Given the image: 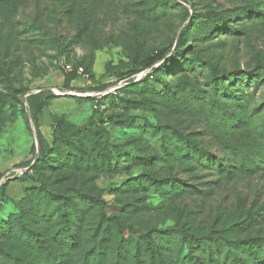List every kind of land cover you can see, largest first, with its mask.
Here are the masks:
<instances>
[{
  "label": "rangeland",
  "instance_id": "rangeland-1",
  "mask_svg": "<svg viewBox=\"0 0 264 264\" xmlns=\"http://www.w3.org/2000/svg\"><path fill=\"white\" fill-rule=\"evenodd\" d=\"M4 7L0 234L17 213L63 228L66 211L51 192L84 190L98 199L84 227H97L102 210L134 231L264 235V0H24L16 28ZM160 49L167 57L153 76L128 72ZM40 89L37 126L55 128L49 159L66 162L28 171L21 163L38 151L27 97ZM70 145L84 148L82 165L90 155L100 171L69 168ZM73 207L70 225L80 222ZM136 234L146 264L149 240ZM150 236L160 257L188 251L179 237Z\"/></svg>",
  "mask_w": 264,
  "mask_h": 264
},
{
  "label": "trees",
  "instance_id": "trees-1",
  "mask_svg": "<svg viewBox=\"0 0 264 264\" xmlns=\"http://www.w3.org/2000/svg\"><path fill=\"white\" fill-rule=\"evenodd\" d=\"M23 1L0 0V4L6 8L1 13L4 14L5 18H8L13 28L19 25L14 16ZM190 17L191 15L186 13L185 19L188 20ZM29 28L27 27L25 31L21 30V33L33 30ZM184 29H181L178 43L174 48L178 54L182 52L180 44L184 37ZM166 57L167 49L157 50L140 60L139 69H132L128 72L136 73L138 70H149L145 76V78H149L155 74V64L160 61L164 62ZM0 75L5 76L6 80L9 79L7 71L0 70ZM71 78L72 75H65L64 84L68 85ZM12 88L16 90L14 87ZM43 90L40 89L27 97L29 111L36 125L38 151L32 160L21 163V165L28 167V171L34 169L46 171L48 167L55 170L59 168V165L64 164L63 162H66L65 160L54 163L49 159L56 144L55 128H51L52 139L51 142H47L37 126L36 115L45 106V101H37L40 99ZM70 148L74 153H71L69 159L72 160V163L74 162V165L69 168L76 172L81 170L92 171L93 169L95 173L100 171L90 155L82 165L84 158L82 154H79L78 149L83 152L85 150L81 145L80 148L70 145ZM2 175L0 173V177ZM145 175L147 174H141L139 180L146 177ZM4 185L5 183L0 184V199L4 193ZM77 193L76 196H73L71 193L65 195L60 192L56 194L51 192L56 197L55 202L63 204L62 211L67 212L74 206L73 210L79 212L80 215L78 218L80 222L70 225L68 223L71 221L68 219L67 213L61 212L62 225L64 226L61 229L53 223L43 222L38 217L34 218L33 223L28 224L23 213L10 215L7 222L1 227L3 230L0 234V258L8 260L9 264H145L140 260L142 245L136 234L140 233L149 240L146 242L148 253L146 264H264L262 261L264 259V235L261 234L250 235L241 239H231L223 235L202 237L187 226L168 227L161 231L155 228L134 231L130 225H123L122 220L117 216H105L102 210L103 219L97 221V227H84L83 223L86 217L94 219L92 212L97 206L98 199L84 190H78ZM124 229L130 230L127 233L128 237H126ZM152 233H163L165 237L171 240L181 238L188 245L187 253L184 254L179 247L176 251L177 258L160 257L152 245V240L150 241ZM176 245L178 244L174 243V246Z\"/></svg>",
  "mask_w": 264,
  "mask_h": 264
},
{
  "label": "crops",
  "instance_id": "crops-1",
  "mask_svg": "<svg viewBox=\"0 0 264 264\" xmlns=\"http://www.w3.org/2000/svg\"><path fill=\"white\" fill-rule=\"evenodd\" d=\"M39 128V131L41 132L42 136L44 137V139L47 141V142H51V128L50 127H45L43 129L42 126L38 127Z\"/></svg>",
  "mask_w": 264,
  "mask_h": 264
},
{
  "label": "built area",
  "instance_id": "built-area-1",
  "mask_svg": "<svg viewBox=\"0 0 264 264\" xmlns=\"http://www.w3.org/2000/svg\"><path fill=\"white\" fill-rule=\"evenodd\" d=\"M79 70H80V71H82V69H81V68H80Z\"/></svg>",
  "mask_w": 264,
  "mask_h": 264
},
{
  "label": "water",
  "instance_id": "water-1",
  "mask_svg": "<svg viewBox=\"0 0 264 264\" xmlns=\"http://www.w3.org/2000/svg\"><path fill=\"white\" fill-rule=\"evenodd\" d=\"M37 145V144H36Z\"/></svg>",
  "mask_w": 264,
  "mask_h": 264
}]
</instances>
